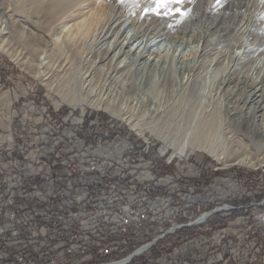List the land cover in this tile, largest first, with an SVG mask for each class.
Returning <instances> with one entry per match:
<instances>
[{
  "label": "rangeland",
  "instance_id": "obj_1",
  "mask_svg": "<svg viewBox=\"0 0 264 264\" xmlns=\"http://www.w3.org/2000/svg\"><path fill=\"white\" fill-rule=\"evenodd\" d=\"M22 1L27 0H0V30L7 38V46L19 53L26 63L18 65L0 52V149H13L15 146L38 149L33 156L42 155L47 149L63 152L66 155L62 159L71 174L69 179L78 181V178H82L76 187L73 188L72 184L69 187L84 192L83 195L68 194L55 198L42 192L31 179L25 178V185L12 184L9 187L12 198L28 207L32 219L22 231L35 228L34 224L38 225L45 208L51 209L50 213L63 210L87 213L94 205L97 194L104 196L110 190L117 195L114 190L121 184L126 187L124 198H133L137 192L141 196L133 200L144 202L145 212L150 219L146 230L137 234L131 231L122 237L111 235L109 241L119 244L113 256H101L100 247L106 242L98 243L95 240L90 242L92 258L86 257L76 263H68L66 258L64 264L106 263L125 257L130 258L129 264H159V260L165 261L167 258L175 264L189 261L198 264L195 260L201 261L200 264H262L264 142L252 136V129L244 130L243 126L244 122L250 121L253 128H264V0H198L196 3L172 4L158 11L155 18H146V25L169 19L172 28L169 35L173 41L158 42L159 59L150 63L141 59L138 63L146 64V68L133 72L127 78L119 74V79L110 86L108 94L113 106L132 118L130 124L86 104L81 107L69 105L35 77L37 64L42 58L51 63L52 70L48 76L52 75L57 80L59 75L71 71L67 64L70 62L66 63L61 53L52 50V39L42 26L45 22L43 14L25 19L17 13L16 6ZM206 10L207 16H203L204 13L198 15ZM190 16L193 18L185 29H173L180 24L178 21ZM214 16L220 19L217 29L228 28L215 50L207 49V56L197 58L201 44L199 38L208 34L205 26ZM56 25L54 28H57ZM120 29L118 37L122 36L126 38L125 43H130L126 45V52L130 48L128 54H134L138 43L130 41L134 33L130 20H123ZM255 34L260 36L261 41L253 44ZM211 36L209 38L214 42ZM109 42L111 39L106 43L89 44L85 40L84 46L79 42L76 44L83 56L81 72L90 61H95L98 67L107 68L108 61L102 60V56L108 50ZM149 43L153 46L157 42L152 39ZM253 46L255 48L252 50ZM65 49V57L77 62L72 46L68 44ZM248 52L249 56L241 58ZM200 59L202 65L196 63ZM194 63L202 66L201 90L197 91L189 104L185 103L187 101H180L182 104L178 102V107L187 111L188 116L173 119L174 123L171 124H163L155 115L174 105L180 91V69ZM110 64L114 63L111 61ZM103 75L104 72H96L99 79L97 84L94 83L90 90L82 88L79 97L88 99L106 93L101 88ZM223 80L228 84H221ZM213 119L214 136L206 134V127L201 132L202 125L209 124ZM137 122L142 128L155 125L173 142L207 140L210 142L208 149H214L217 157L226 162L219 163L209 155L208 149H193L195 144L180 155L150 130L145 128L142 134L132 130L131 127ZM177 123L187 125L186 131L176 133L168 129ZM136 156L143 157L141 166L134 167L139 161H134L132 167L121 164L127 161L125 158ZM242 156L250 158L257 165L256 168L233 163L234 158ZM88 157L97 163H89ZM167 161H170L169 165H166ZM149 162L156 163L158 167L166 165V174L176 173L207 185L196 187L191 192H181L180 198L186 201L185 206L189 208L176 212L172 203H161L162 192L148 193L144 190L145 182L151 181ZM91 165H94L93 170L90 169ZM38 172L41 173L42 168ZM98 180L103 183L99 185ZM33 191L37 194L24 200L21 198L23 194ZM117 196L124 200L122 196ZM109 203L101 198L97 211L108 212L102 220L107 218V222L111 223L112 217L118 218L116 216L119 214L111 208H103ZM29 206L38 216L33 215ZM219 207L222 210L214 212ZM205 212L209 216L204 224L188 226L192 219ZM95 217L101 218L99 214ZM151 221L154 225L150 224ZM18 227L16 219L9 216L0 218V252L14 242L8 236ZM249 227L251 229L247 230ZM222 233H225L224 240H220ZM16 235L25 241L23 249L31 244L41 248L36 230ZM143 244H150L149 254L134 256L135 250ZM13 249L7 253L6 259L0 260V264H15L20 250L18 246Z\"/></svg>",
  "mask_w": 264,
  "mask_h": 264
},
{
  "label": "bare ground",
  "instance_id": "obj_2",
  "mask_svg": "<svg viewBox=\"0 0 264 264\" xmlns=\"http://www.w3.org/2000/svg\"><path fill=\"white\" fill-rule=\"evenodd\" d=\"M197 1L198 0H183V2L174 3V0H167L166 3H161L157 6L154 3V0H27L25 2L22 1L23 3H19L16 6V9L17 13L23 15L25 19H31V17L36 16L38 13L43 14L45 22L42 26L43 29L49 33L50 39H52V50L56 53H61L64 56L63 58L65 59V62H70L66 63L69 64L68 69L72 72L70 71L68 74H63L62 76L59 75L57 80L53 79V77H51L52 75L48 76L52 66L48 60L42 58L37 64V69L34 73L35 77L39 78L49 91L58 93L63 102H66L69 105L81 107L86 104L93 109L106 111L111 116L130 124L132 118L123 115L117 107L113 106L110 94H108L111 90L110 86H112V83L116 81V79H119V74H124L127 78L133 72L146 68V64L138 63L141 59L145 60L146 63L154 62L159 59L161 53L158 51V47H156L158 42L173 41L172 36L169 35V31L172 30L168 23L170 22L169 19L167 20L166 18L158 23L151 22V27H149L150 25H146L144 22L145 19L150 16L155 18L158 11L169 8L172 4H186V2L196 3ZM245 1L246 0H243V2ZM229 4L230 3H228V5ZM228 5L226 7H228ZM199 14L207 16L208 12L206 10L198 13V15ZM191 18L193 17L190 16L188 19L178 21L180 24L175 26L177 28L173 29H185ZM123 20H130V24L134 30L133 35L130 37V41H137L138 43V48L134 50L136 51L134 54H128V52L131 51L130 48H127L126 52V45L130 44L125 43L126 38H123L122 36L118 37ZM219 21L220 19L214 16L208 25L205 26L208 34H203L199 38L201 44L200 51L197 53V58H204L207 56V49L215 50L220 44L223 32H226L228 27L217 29L216 27L219 24ZM56 23L57 28H54V24ZM149 28L151 29L149 30ZM166 28H168L166 32H161ZM154 30L155 32H153ZM210 35H212L211 37L214 39V42L209 38ZM254 37L253 44H255L256 41H261L260 36L258 37V35L255 34ZM109 39H111V42L108 44V50H106L105 54L102 56V60L108 61L109 65L107 68L105 66L98 67L95 61H90L88 67L86 66L81 72L80 69L82 66L80 65V61L83 56L81 51L76 47V44L79 42V44L84 46L85 40H88L89 44H99L101 42L106 43ZM152 39L157 42L153 44V46L149 43ZM262 41H264V38H262ZM6 42L7 38L3 36V33L0 30V52L5 53L6 56H9L10 59L18 65L22 66L26 64L22 61L20 54L11 50ZM68 44H70L75 50L76 59H78L77 62L70 61L67 56L65 57V48ZM261 44L262 43H259V45ZM254 48L255 47L253 46L251 49L253 50ZM249 54L250 52L246 55H242L241 58H245L246 56H249ZM108 56L110 58H108ZM85 61H88V59ZM111 61L114 63L113 65L110 64ZM260 61H262V59ZM201 62L202 60H196V63L201 64ZM196 63L180 69V91L177 100L171 108H167L159 115H155V118H157L158 121L163 122V124H171L174 123L173 119H183V116H188L187 111L184 112L182 108L178 107V102L187 101L185 103L189 104L197 91L201 90L199 84L202 75V66L195 65ZM161 70H165V68H161ZM96 72H104V75L101 77V81H103L101 88L107 92L97 95L98 97L96 96L88 99L81 98V96L79 97L82 88L90 90L94 83L97 84L99 79L96 77ZM221 84L226 85L228 84V81L223 80ZM259 108L262 110L260 106H258V109ZM186 110L188 109L186 108ZM149 125L142 128L138 123L131 128L139 134H142L145 131V128L150 130V132L159 136L158 139H160V141L166 146L171 147L180 155L187 152V150L194 144L195 148L193 149L198 150L205 151L210 147V142H207V140H193L191 142L185 140L183 142H173V140H169L163 132L159 131L155 125ZM204 127L207 128V130H205V132L207 131V135L214 136L215 119L207 125L203 124L200 129L201 132ZM243 127L244 130L252 129V136L258 141L264 142V128H253L250 121L244 122ZM168 129H172L173 132L176 133L185 132L187 125L184 126L177 123L173 127H168ZM208 151L209 155L219 163L224 164L226 162L223 158L217 157V153H215L214 149H208ZM232 161L235 164L248 168H256L257 166L250 158L244 156L236 157Z\"/></svg>",
  "mask_w": 264,
  "mask_h": 264
},
{
  "label": "built area",
  "instance_id": "obj_3",
  "mask_svg": "<svg viewBox=\"0 0 264 264\" xmlns=\"http://www.w3.org/2000/svg\"><path fill=\"white\" fill-rule=\"evenodd\" d=\"M47 118L49 117L47 116ZM51 119L52 118H50V120ZM37 151L38 149H21L16 146L13 149H0V218L9 216L16 219L19 223L17 230L11 232L8 236V239H14V242L11 243L8 249H4L0 252L1 261L7 258V253L15 250L13 248L18 246L20 253L17 255L15 264H64L66 258L68 259V263H76L78 260L86 259V257L92 258L90 256V242H94L95 240L98 243L106 242L100 247L101 256H113L119 244L109 241L111 235L122 237L128 235L131 231H133L132 234H137L138 232L146 230L147 222L150 221V219L145 212L146 208L144 202L133 200V198L137 199L141 196H139L137 192L136 196L133 198H124L123 194L126 193V187L120 184L118 186L119 188L115 189L114 192H117V195L122 196L124 200H121L109 190L104 193V196L103 194H95L96 196L93 200L94 205L90 207L87 213L72 210L50 213L51 209L45 208L44 211L41 212L38 225L36 226L34 224L35 228L22 231L32 219L28 207L24 203L12 198L9 189L12 184L25 185V178L31 179L34 184L38 185L42 192L55 198H60L68 194L73 196L78 194L83 195L84 193L81 190H72V188L69 187L70 184H72L73 188L76 187V185L82 181V178H78V181L69 179L71 174L69 173L68 167L65 166L66 162L62 159L66 154L61 151L58 152L57 149H47L43 151L44 154L33 156L32 154ZM131 154L134 155L136 153L131 152ZM125 159H127V161L121 164L130 167H132L131 164H133L134 161H139L134 167L141 166L143 162V157L139 156L133 157L132 159ZM88 162L91 164L97 163L94 159H91V157H88ZM148 165L152 170L150 176L151 181L145 182L146 185L144 186V190L148 193L156 192L157 190L162 192L163 197L161 203H172L173 206L176 207L174 208L176 212H182L189 208L185 206L186 201L180 198L181 192H191L196 187H203L204 184L207 185L206 183L203 184L201 181H192L188 177L180 176L176 173L166 174V165H169V161L166 162V165L160 167L153 162H149ZM41 168L42 172L39 173L38 170ZM90 169L93 170L94 165H91ZM97 183L101 185L103 182L98 180ZM32 194L36 195L37 192H28L23 194L21 198L24 200V198ZM142 195L144 196V194ZM101 198L107 199L108 203L113 200L103 208H111V210L119 214L116 216L118 218L112 217L113 221L111 223L107 222V218L102 220V217L108 212L105 210L97 211V207L100 208L101 206L99 204ZM29 208L34 216H38L31 206H29ZM217 210H222V207L217 208L214 212H217ZM97 214H99L101 218H96L95 216ZM184 215L186 214L184 213ZM208 216V213H202L197 218L192 219L188 226H200L206 222ZM191 218L192 216L190 215L189 219ZM150 224L154 225V222L151 221ZM174 228H177V226ZM246 229L249 230L251 227ZM30 230L37 231L38 244L41 246L40 249L37 245L32 246V244L23 249L25 241L23 239L20 240L16 233H27ZM224 234L225 233L221 234L220 240L225 239ZM149 249L150 244H143L135 250L134 256L149 254ZM262 257L264 259V256ZM159 261V264H175V262L171 263L168 258L165 259V261ZM195 262L198 264L201 263L199 260H195ZM129 263L130 258L125 257L117 261L96 264ZM184 264H191V261ZM262 264H264V262Z\"/></svg>",
  "mask_w": 264,
  "mask_h": 264
},
{
  "label": "snow or ice",
  "instance_id": "obj_4",
  "mask_svg": "<svg viewBox=\"0 0 264 264\" xmlns=\"http://www.w3.org/2000/svg\"><path fill=\"white\" fill-rule=\"evenodd\" d=\"M167 0H154V3L159 6L161 3H166ZM176 2H183V0H176Z\"/></svg>",
  "mask_w": 264,
  "mask_h": 264
}]
</instances>
